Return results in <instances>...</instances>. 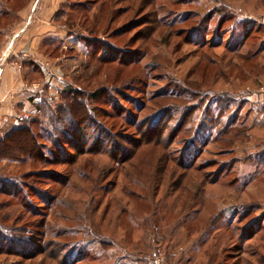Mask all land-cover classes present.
<instances>
[{"label": "rangeland", "instance_id": "obj_1", "mask_svg": "<svg viewBox=\"0 0 264 264\" xmlns=\"http://www.w3.org/2000/svg\"><path fill=\"white\" fill-rule=\"evenodd\" d=\"M16 47L60 78L45 112L88 114L20 119L41 164L0 160V264H264V0H0L2 68Z\"/></svg>", "mask_w": 264, "mask_h": 264}, {"label": "trees", "instance_id": "obj_2", "mask_svg": "<svg viewBox=\"0 0 264 264\" xmlns=\"http://www.w3.org/2000/svg\"><path fill=\"white\" fill-rule=\"evenodd\" d=\"M65 94L67 96L69 95L67 90H64ZM101 93V90L95 92L90 96V99L95 100L96 98L99 97ZM72 95V94H71ZM80 94L76 93V96L73 97H68L65 100V103L62 104L61 106H58L57 109L55 110H50L49 112H45L44 108L48 106L47 103H39L37 111L38 112H43L44 116L49 119L51 122L50 125H55L56 122H67L71 123V120L73 122L78 121L79 116H86L88 114V109L87 106L83 103L80 102L79 96ZM91 119V118H90ZM226 130L224 131V137L231 133V137H225L227 138V145L229 144V147H231L235 142L239 141L240 139L238 138L239 136V130L237 128H234L232 130ZM57 133V131H56ZM37 138L36 136L31 132L30 129L26 128L25 126H17L14 127L13 129L9 130L0 138V160H11L12 162H23L25 163L26 160L29 161H36L35 163H40L41 160L39 157L35 159L34 155L37 154H42L41 150L38 148V143H37ZM98 143V142H97ZM151 147L152 151L154 152L152 154V161L158 159L160 164L162 165L161 168H168L170 165H173L174 167H179V169L185 170V174L187 175L186 177H189V180H194V179H199L202 178L200 174L194 173L195 170L192 166H188L187 168H183L180 162L174 158V154H170L169 150L163 149L162 152L159 154V147H160V142H152V141H145V142H138L136 144V149L137 151ZM78 154L82 155H87L91 154L90 151L82 152V151H76ZM134 156H126L125 160L121 162V165H128L131 161L134 160ZM71 159V158H70ZM69 159V160H70ZM45 162H48L49 160L42 159ZM75 160V159H74ZM73 160V162H74ZM175 160L177 163H175ZM117 161V160H116ZM71 161V163H73ZM69 163V164H71ZM118 164V161L116 162ZM134 164V163H133ZM132 164V165H133ZM88 166V165H86ZM50 209L53 207V202L48 206ZM1 252V251H0ZM29 259V258H28ZM30 259H34V257H31Z\"/></svg>", "mask_w": 264, "mask_h": 264}, {"label": "crops", "instance_id": "obj_3", "mask_svg": "<svg viewBox=\"0 0 264 264\" xmlns=\"http://www.w3.org/2000/svg\"><path fill=\"white\" fill-rule=\"evenodd\" d=\"M39 34L37 30H34V33L30 34L29 38L33 43H37L40 40L36 46L37 54L42 43L46 40V38L43 40L39 39L37 37ZM52 40L54 42V39L50 38L46 41L51 42ZM31 56L27 50L17 53L16 47V50H14L12 56H10V59L3 67V74L0 80V138L16 127L23 116H27L29 112L36 110L44 94H52L51 86L53 83L59 84L56 82L60 78L56 75L55 68L50 73V76H54L53 78L51 77L53 81L50 84L42 82V80L36 81L33 77L36 75L37 70H40V65L37 62L35 63ZM41 64L48 66L49 60L44 58L41 60Z\"/></svg>", "mask_w": 264, "mask_h": 264}, {"label": "built area", "instance_id": "obj_4", "mask_svg": "<svg viewBox=\"0 0 264 264\" xmlns=\"http://www.w3.org/2000/svg\"><path fill=\"white\" fill-rule=\"evenodd\" d=\"M2 74H3V68H2V66L0 65V80H1ZM261 92L264 94V89H262Z\"/></svg>", "mask_w": 264, "mask_h": 264}]
</instances>
